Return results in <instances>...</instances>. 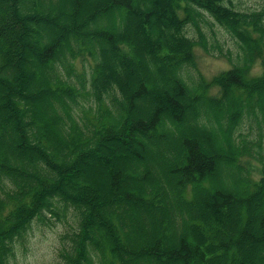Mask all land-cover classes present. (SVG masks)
Returning <instances> with one entry per match:
<instances>
[{"label":"trees","instance_id":"trees-1","mask_svg":"<svg viewBox=\"0 0 264 264\" xmlns=\"http://www.w3.org/2000/svg\"><path fill=\"white\" fill-rule=\"evenodd\" d=\"M139 1L0 0V264L69 207L62 264H264V6ZM213 21L240 53L190 83Z\"/></svg>","mask_w":264,"mask_h":264},{"label":"rangeland","instance_id":"rangeland-1","mask_svg":"<svg viewBox=\"0 0 264 264\" xmlns=\"http://www.w3.org/2000/svg\"><path fill=\"white\" fill-rule=\"evenodd\" d=\"M232 1L234 5L240 9L261 8L264 6V0ZM138 5L140 9H144L147 4L146 2L140 0ZM108 19L112 20L109 17ZM101 25L102 24L97 23V26L101 27ZM203 30L205 31L206 38L209 42V49L205 50L200 46L195 48L196 66L188 69L189 72L186 78V80L190 83L193 80H197L200 74L210 80L214 75L232 67V63L226 57L219 55L217 45H221L223 50H231L233 53V61L237 60V56L240 53V48L236 40L217 22L213 21L212 25L204 24ZM194 35L196 36L197 34L194 33ZM74 67L77 72L85 75V84L86 87H88L93 67L92 59L90 57L85 59L80 57L75 60ZM261 71L262 66L259 62L253 68V73H260ZM73 78L75 79L74 76ZM36 87L37 85H35V88ZM35 88L33 87L32 90ZM212 92H218V88H213ZM89 101H91V99L80 98V102L87 106ZM141 104H143V102H141ZM41 107L43 106L41 105ZM41 112L42 114L45 113L43 110H41ZM194 119L197 118H195V115H192L190 120L188 119L184 124V134L189 132V129H191L190 125L193 126V122H196ZM172 139L175 141H171V144L177 146L176 138L174 137ZM7 143L9 146L12 145L9 138H7ZM215 144H218L217 139L215 140ZM161 146L162 144H160V147ZM157 161H159V157L155 155L154 162ZM242 162L250 168V176L252 175V177L257 180L260 179L262 176V165L259 162L251 160L246 163L245 159H243ZM152 163L153 161L148 163L149 167L152 166ZM132 167L135 169L134 166ZM228 176L232 178V183L235 186L236 174L234 170L222 162L216 178L217 186H226L225 181ZM133 185L134 187H137L138 183L133 182ZM48 216L50 218V222H33L25 240L17 243L15 255L10 258V264H62L64 262L62 252H64V248L70 244V237L73 236V233L77 228L76 212L72 207H69L60 211L59 218L52 216L50 213H48Z\"/></svg>","mask_w":264,"mask_h":264}]
</instances>
